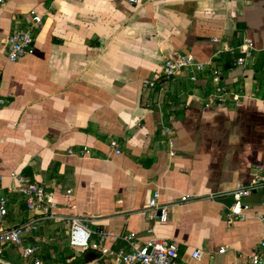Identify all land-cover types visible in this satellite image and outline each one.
I'll list each match as a JSON object with an SVG mask.
<instances>
[{
  "label": "crops",
  "instance_id": "crops-1",
  "mask_svg": "<svg viewBox=\"0 0 264 264\" xmlns=\"http://www.w3.org/2000/svg\"><path fill=\"white\" fill-rule=\"evenodd\" d=\"M31 11L42 19L33 53L9 62L7 39ZM243 38L253 55L235 67ZM176 53L205 70L195 82L183 71L145 89ZM263 61L264 0H8L0 7V93L9 98L0 108L3 227L36 220L24 245L38 252L24 258L3 246L0 264H117L130 243L151 238L176 243L188 264H249L264 235V188L241 200L240 215L228 194L264 173ZM13 173L42 184L64 221L36 219L9 190ZM154 192L168 206L166 222L147 217ZM71 217L91 242L105 234L109 253L85 263L89 251L68 242Z\"/></svg>",
  "mask_w": 264,
  "mask_h": 264
},
{
  "label": "built area",
  "instance_id": "built-area-1",
  "mask_svg": "<svg viewBox=\"0 0 264 264\" xmlns=\"http://www.w3.org/2000/svg\"><path fill=\"white\" fill-rule=\"evenodd\" d=\"M8 0H0V7L3 6ZM134 2L135 0H129ZM29 22L25 28L14 31L7 39V60L15 62L23 56L33 53V45L35 40V33L41 25L42 19L34 11L29 13ZM239 57L234 60L235 67H243L245 62L250 60L253 55V44L248 38H243L242 43L239 45ZM264 65V62H263ZM205 70V64L197 62L191 54L176 53L172 57L165 59L161 68L154 74L151 79L144 80L142 86L145 89H156L179 73L189 71L191 76L189 80L195 82L197 75ZM221 73L218 69H212L211 81L213 95L217 98H222L225 89L220 85ZM237 101V97H234ZM9 98L1 95L0 93V108L6 105ZM115 147V143H111ZM118 152V151H117ZM12 184L9 187L11 192L20 194L28 211L34 213L37 218L52 219L56 222H63L64 219L56 216L53 209L56 203L53 200V195L49 193L46 188L37 181H32L21 174H11ZM264 188V173L257 169L255 179L252 183L247 185H237L234 190L229 192L234 200V206L231 209L232 215H240L244 206L241 200L248 197L252 191ZM69 192V191H67ZM158 194L154 192L153 197L149 200L147 206V217L149 220L166 222L168 217V206L160 205L157 202ZM211 195L210 198H215ZM190 200L189 197H181L180 202ZM8 199L0 196V247H15L21 249L24 258H33L38 252L35 246H25V238L32 232L37 231L38 226L36 220L25 222L17 227L6 229L3 227V221L7 215ZM231 216V215H229ZM69 232L68 242L71 248L77 249L82 253L87 251L98 252L101 254L109 253L107 249L102 246L105 234H99L97 242H91V232L84 226L83 222L76 218L71 217L68 219ZM151 234V230L146 231ZM135 238L134 233H130L127 238L128 242ZM223 252V250H220ZM202 253L195 250L191 253V258L194 261H199ZM117 264H188L178 257V246L174 242L165 241L161 239L151 238L143 245L137 243H130V250L127 252L121 251L117 254ZM34 264H41V262L34 258ZM249 264H264V235L259 242L257 252L249 259Z\"/></svg>",
  "mask_w": 264,
  "mask_h": 264
},
{
  "label": "water",
  "instance_id": "water-1",
  "mask_svg": "<svg viewBox=\"0 0 264 264\" xmlns=\"http://www.w3.org/2000/svg\"><path fill=\"white\" fill-rule=\"evenodd\" d=\"M97 256L98 255L95 252L89 251V252L85 253L84 261H85V263H88V262L92 261L93 259H95Z\"/></svg>",
  "mask_w": 264,
  "mask_h": 264
},
{
  "label": "rangeland",
  "instance_id": "rangeland-1",
  "mask_svg": "<svg viewBox=\"0 0 264 264\" xmlns=\"http://www.w3.org/2000/svg\"><path fill=\"white\" fill-rule=\"evenodd\" d=\"M75 250H77V249H75ZM101 262H102V261H98V259H97V260H95V261L93 262V264H102Z\"/></svg>",
  "mask_w": 264,
  "mask_h": 264
},
{
  "label": "trees",
  "instance_id": "trees-1",
  "mask_svg": "<svg viewBox=\"0 0 264 264\" xmlns=\"http://www.w3.org/2000/svg\"><path fill=\"white\" fill-rule=\"evenodd\" d=\"M234 58H233V60H235V59H237L238 57H239V55H235V56H233ZM264 62V61H263ZM232 64V63H231ZM263 64V63H262ZM77 262H79V260L78 261H76L75 263L77 264Z\"/></svg>",
  "mask_w": 264,
  "mask_h": 264
}]
</instances>
